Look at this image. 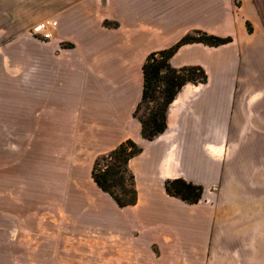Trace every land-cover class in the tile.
Returning a JSON list of instances; mask_svg holds the SVG:
<instances>
[{
	"label": "crops",
	"instance_id": "1",
	"mask_svg": "<svg viewBox=\"0 0 264 264\" xmlns=\"http://www.w3.org/2000/svg\"><path fill=\"white\" fill-rule=\"evenodd\" d=\"M193 30L232 42L174 54L173 68L200 66L207 82L185 85L166 130L144 140L133 116L143 64ZM128 139L142 152L128 163L137 202L121 209L91 171ZM21 149L43 180L92 190L98 212L79 213L76 229L131 247L115 252L118 264H264V25L254 1L0 0V171L19 169ZM177 178L203 188L197 204L166 194Z\"/></svg>",
	"mask_w": 264,
	"mask_h": 264
},
{
	"label": "rangeland",
	"instance_id": "2",
	"mask_svg": "<svg viewBox=\"0 0 264 264\" xmlns=\"http://www.w3.org/2000/svg\"><path fill=\"white\" fill-rule=\"evenodd\" d=\"M253 1L264 25V0ZM34 169L21 149L19 169L0 171V264H118L115 252L131 247L76 229L79 213L98 212L92 190L55 186L53 173L43 180Z\"/></svg>",
	"mask_w": 264,
	"mask_h": 264
},
{
	"label": "trees",
	"instance_id": "3",
	"mask_svg": "<svg viewBox=\"0 0 264 264\" xmlns=\"http://www.w3.org/2000/svg\"><path fill=\"white\" fill-rule=\"evenodd\" d=\"M102 25L106 28L118 27L116 22L103 21ZM247 30L249 33L252 31L249 23ZM230 42H232L231 37H219L201 30H193L182 36L171 47L152 52L147 56L142 67V97L133 113L134 118L141 125V136L144 140L152 141L166 130L167 110L185 85L207 82V74L200 66L173 68L169 60L174 54L188 44L219 47ZM141 152L142 149L128 139L94 160L92 180L118 208L131 207L137 202L135 177L129 170L128 163ZM164 189L168 196L189 205L197 204L203 194L201 186L181 178L165 181Z\"/></svg>",
	"mask_w": 264,
	"mask_h": 264
},
{
	"label": "built area",
	"instance_id": "4",
	"mask_svg": "<svg viewBox=\"0 0 264 264\" xmlns=\"http://www.w3.org/2000/svg\"><path fill=\"white\" fill-rule=\"evenodd\" d=\"M53 27H56L53 25ZM47 23H41L38 27V33L42 36L43 39H50L52 37V33L48 29Z\"/></svg>",
	"mask_w": 264,
	"mask_h": 264
}]
</instances>
